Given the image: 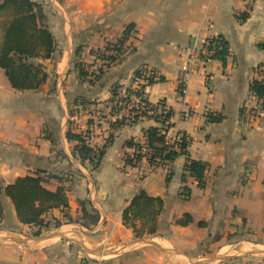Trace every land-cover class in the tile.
<instances>
[{
    "label": "crops",
    "instance_id": "obj_1",
    "mask_svg": "<svg viewBox=\"0 0 264 264\" xmlns=\"http://www.w3.org/2000/svg\"><path fill=\"white\" fill-rule=\"evenodd\" d=\"M37 1L56 50L35 91L13 89L0 68V185L37 175L47 190L65 189L68 208L49 211L47 233L31 238L32 226L5 199L13 226L0 239L24 243L0 241V264H264V98L250 91L264 78V0ZM128 25L122 54L110 62L107 47ZM217 37L228 44L225 63L197 64L182 95L185 52ZM123 92L166 107L165 139L184 135L186 155L125 164L137 153L127 143L148 154L145 131L161 123L120 119L114 105ZM67 132L102 153L97 166L79 159ZM189 160L207 165L203 188L185 171ZM140 191L164 207L157 233L137 238L121 215ZM81 202L99 215L88 229L63 219H78ZM185 215L191 223L177 225ZM48 234L55 236L37 240Z\"/></svg>",
    "mask_w": 264,
    "mask_h": 264
},
{
    "label": "trees",
    "instance_id": "obj_2",
    "mask_svg": "<svg viewBox=\"0 0 264 264\" xmlns=\"http://www.w3.org/2000/svg\"><path fill=\"white\" fill-rule=\"evenodd\" d=\"M11 10L13 18L7 23H1L0 27V68L10 83L17 91H35L47 81V73L42 62L52 58L55 52L54 39L48 30L47 18L42 7L30 0H3L0 3V14ZM133 25H128L122 37L117 41L116 47H107L114 53L108 58L114 62L122 54L125 41L129 37ZM209 47L214 48L211 60L225 63L228 55V44L222 37L208 41ZM264 49V44L262 45ZM35 62L36 64L32 63ZM138 76L139 73H136ZM148 84H152V79ZM251 93L257 99L264 98V78L260 81H253L250 85ZM127 92V91H126ZM128 93V92H127ZM129 95V94H128ZM138 95V94H136ZM130 96V95H129ZM170 113L163 119L156 118L161 123V129H149L145 131L147 153H141V147L131 142L127 147L135 148L137 153L132 156H125V164L136 166L143 157H146L151 165H163L173 161L179 155H186L188 142L184 135L169 147L166 145V132L171 127L169 124ZM124 120V119H123ZM122 120V122H124ZM220 119H214L219 122ZM136 123V122H132ZM66 139L77 143L75 151L79 159L87 160L93 166H97L102 153H95L89 148L80 135L66 133ZM207 165L189 160L185 171L194 178L199 188L204 187V174ZM38 174V173H37ZM7 199L13 207L17 221L26 226L37 228L35 236H39L43 230H48L49 222H45V215L53 210L62 211L68 208V199L63 187L55 191L45 188V181L39 176H26L18 178L7 186L0 185V219L4 217V200ZM81 215L75 221L67 214L63 219L67 223H76L84 228H90L97 224L99 215L88 202H81ZM163 201L160 198H153L143 191L136 194L129 205L122 212V222L125 227L133 230L137 238L144 235L153 236L158 231V217L163 211ZM53 220V227H60V221ZM191 223L188 215L176 222L177 225L185 226Z\"/></svg>",
    "mask_w": 264,
    "mask_h": 264
},
{
    "label": "built area",
    "instance_id": "obj_3",
    "mask_svg": "<svg viewBox=\"0 0 264 264\" xmlns=\"http://www.w3.org/2000/svg\"><path fill=\"white\" fill-rule=\"evenodd\" d=\"M214 54V48H210L208 42H205L198 51L193 49L187 50L183 56V62L180 67L179 75V90L182 95H185L187 85L189 83L191 75L195 71L197 64H207L211 62V56ZM118 113H120V119H126L129 122L142 121L148 117L156 120V118L163 119L168 114V110L164 106L158 108L152 106L145 99L131 98L123 92L119 100L114 105ZM120 109L121 112L118 110ZM123 116V117H122ZM181 135H173L166 140V145L173 146Z\"/></svg>",
    "mask_w": 264,
    "mask_h": 264
},
{
    "label": "rangeland",
    "instance_id": "obj_4",
    "mask_svg": "<svg viewBox=\"0 0 264 264\" xmlns=\"http://www.w3.org/2000/svg\"><path fill=\"white\" fill-rule=\"evenodd\" d=\"M32 3H38V4H40L41 5V7H42V10H43V13L45 14V12H44V4L43 3H41V2H39V1H37V0H30ZM13 12V11H12ZM12 12H11V10H7L6 12H4V13H2V14H0V27H1V23H7L8 21H11L12 20V18H13V15H11L12 14ZM46 16V15H45ZM47 17V16H46ZM46 26H47V28H48V30H49V27H48V24H46ZM0 33H1V31H0ZM114 46V45H113ZM114 47H116V45L114 46ZM32 63H34V64H36L35 62H32ZM45 68V67H44ZM45 71H46V68H45ZM46 73H47V71H46ZM47 80L49 79V74L47 73ZM50 82H51V80H50ZM119 112H121L120 111V109L118 110ZM74 112V111H73ZM123 117V116H122ZM124 119V118H123ZM4 204V210H5V212H4V217L2 218V219H0V233L1 232H3V230H5V229H9V228H12L11 226H13V222H11V220H9V217H7V204H5V202L3 203ZM52 222V221H51ZM50 230H53V228L51 227L50 228ZM38 230H37V228H35V227H31V228H28V230H26L25 231V237H31V238H33V237H35V233L37 232ZM45 233H47V231H44L43 233H41L42 235H45ZM90 251H96L95 249H89ZM211 257H209L208 259H210Z\"/></svg>",
    "mask_w": 264,
    "mask_h": 264
},
{
    "label": "water",
    "instance_id": "obj_5",
    "mask_svg": "<svg viewBox=\"0 0 264 264\" xmlns=\"http://www.w3.org/2000/svg\"><path fill=\"white\" fill-rule=\"evenodd\" d=\"M55 235H52V234H48L42 238H39L37 239L38 241L39 240H45V239H49V238H52L54 237ZM0 241L3 243H16V244H22L24 243L22 240H17V239H14V238H1ZM86 253L88 255H91V256H95V257H105V256H108L109 255V252H105V251H100V250H96V251H90V250H86Z\"/></svg>",
    "mask_w": 264,
    "mask_h": 264
}]
</instances>
